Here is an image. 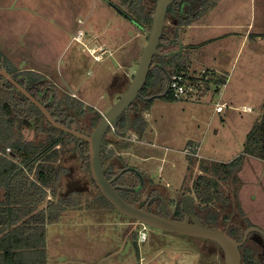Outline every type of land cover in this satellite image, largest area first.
Segmentation results:
<instances>
[{"label": "rangeland", "instance_id": "obj_1", "mask_svg": "<svg viewBox=\"0 0 264 264\" xmlns=\"http://www.w3.org/2000/svg\"><path fill=\"white\" fill-rule=\"evenodd\" d=\"M118 8V0H0V53L17 60V67L32 66L45 73L59 87L50 82L59 98L74 92L84 111L77 121L78 130L86 135L94 129L92 120L102 117L124 95L147 43L149 30L137 28ZM230 22L228 17L226 23ZM236 33L218 31L226 36L206 48V57L218 49L228 57L223 66L226 86H220L218 91L212 86L205 95L174 102L153 99L150 109L142 112L147 128L140 136L133 131L122 136L108 129L102 142L104 167L112 164L116 173L129 168L140 173L143 186L133 197L137 205L158 196L172 216L181 198L192 195L191 185L200 174V165L226 164L241 156L246 134L264 122V35L251 37L239 50ZM187 35L182 32L179 37L184 50L189 42ZM94 43L105 50V55L102 61L89 64L92 59L88 48ZM168 48L164 44L161 50ZM172 51H176L175 46ZM202 66L207 65H191L190 74L200 75L206 70ZM240 72H244V79L237 83ZM166 74L169 76L168 69ZM221 93V102L233 108L213 114ZM243 104H251L254 111H243ZM132 133L137 136L134 142L129 140ZM23 136L31 141L40 134L34 126ZM193 146L200 147L202 160L183 155L184 149ZM64 151L63 164L68 173L62 178L60 193H80L85 206L98 195L86 170L87 148L70 142ZM219 190L229 199L225 212L229 218L220 224L221 229L227 230V224H253L264 232L263 159L243 155L239 171L232 179L220 180ZM88 209L66 211L57 224L47 227L50 264H146L153 252L148 250L156 245L157 250L186 252L192 256L191 264H223L215 247L208 245L202 254H197L203 242L148 226H144L145 230L138 227L137 244L142 232L146 243H139L137 251L131 239L126 241L123 237L127 227L118 225L120 221L130 222L129 219L111 208ZM258 248L263 254L260 240Z\"/></svg>", "mask_w": 264, "mask_h": 264}, {"label": "trees", "instance_id": "obj_2", "mask_svg": "<svg viewBox=\"0 0 264 264\" xmlns=\"http://www.w3.org/2000/svg\"><path fill=\"white\" fill-rule=\"evenodd\" d=\"M157 1L118 0V11L126 15L137 28L150 30ZM218 2L219 0H177L168 7L157 54L153 57L146 82L140 91L143 98L165 92L167 69L170 78L180 76L183 80L202 81L189 76L190 58L183 51L173 54L178 52V44L175 41L178 39L177 27L184 28L199 22ZM171 25L176 27V31ZM172 31L173 34H170ZM164 44L169 50H161ZM172 46L176 47V51H172ZM0 68L38 102L46 104V109L53 119L63 125L69 119L78 121L84 115L83 105L79 100L68 95L59 98L56 89L46 77L28 70L18 71L1 53ZM203 82L205 89L213 82L216 91L223 84L222 78L215 80L214 73L211 79ZM162 99L176 101L169 93ZM151 104L152 100L144 102L137 99L128 111L119 117L114 132L123 136L128 127L129 131L142 135L147 128L142 112L149 110ZM89 111L92 112L91 109ZM100 118L97 116L93 119L91 126L95 128ZM34 126L40 136L37 140H25L23 133ZM70 142L77 147L80 145L87 148L85 142L48 125L40 111L0 76V264H48L47 225L57 224L66 211L90 207L95 210L113 209L97 189L98 195L85 206L82 205L80 193H60L62 178L68 173L63 164L64 149ZM7 148L10 149L8 154L5 153ZM103 154L101 146L102 167L105 162ZM243 155L264 160V122L257 123L246 134L241 156L226 164H213L209 167L200 165V174L192 182L190 189L196 202V216L199 222L222 230L235 239L240 236V227L227 224V230L220 228V224L229 218V214L225 213L229 208V199L219 190V181L233 178L234 173L241 168ZM85 160L86 170L89 172L88 154ZM109 168L111 175L103 172L107 179L116 173L112 164ZM122 180L123 177H120L119 181ZM89 181L95 188L90 175ZM118 194L127 203L144 209V203L137 205L133 198L137 193L120 191ZM173 215L174 219L182 217L180 204L174 208ZM135 237L136 241L137 235ZM259 239L264 245V240L261 237ZM241 264H264V256L257 257L256 249L246 248Z\"/></svg>", "mask_w": 264, "mask_h": 264}, {"label": "water", "instance_id": "obj_3", "mask_svg": "<svg viewBox=\"0 0 264 264\" xmlns=\"http://www.w3.org/2000/svg\"><path fill=\"white\" fill-rule=\"evenodd\" d=\"M175 1L177 0L157 1L152 15V23L148 32L147 43L142 52L137 71L131 83L127 87L124 95L103 114L89 135L82 134L77 130L75 119H69L65 125L60 121L53 119L46 109V104L38 102L1 68L0 76L9 82L31 105L35 106L40 111L48 125L87 144L89 175L91 181L101 196L116 212L130 221H133L134 225L148 226L165 234L187 236L194 239L210 241L216 244L221 250L223 254V264H241L239 248L245 242L251 231L257 232L264 240V232L260 229L255 227L246 229L242 241L238 243L231 239L222 230L205 226L199 222L196 216V202L192 195H184L180 200V208L184 215L183 220H176L168 217L164 202L161 203L160 215L154 214L146 209L131 205L124 201L118 194L116 187L112 186L111 181L108 180L103 173L101 146L108 129H116L119 117L127 112L137 99L147 102L168 95L171 80L169 76H167V87L163 94L143 98L140 95V91L146 82L153 57L157 54L167 9ZM128 131L129 129L127 127L125 133ZM127 171L132 172L137 176L139 185L136 188L124 190L137 192L143 186V179L137 170L129 168Z\"/></svg>", "mask_w": 264, "mask_h": 264}, {"label": "crops", "instance_id": "obj_4", "mask_svg": "<svg viewBox=\"0 0 264 264\" xmlns=\"http://www.w3.org/2000/svg\"><path fill=\"white\" fill-rule=\"evenodd\" d=\"M14 4V3H13ZM210 13V14H209ZM204 15L199 22L195 23L191 26H185L184 28L177 27V36L178 39H175L176 44H178V52L174 53H180L181 51L184 52L186 56L190 58V64L188 68V74L190 77H197L192 74H190V67L193 64H205L207 66H202L201 68H204L206 70H211L215 75V80L222 78L223 84L220 85L221 87L223 85L226 86L225 78H224V70L223 66L226 64V61H228V57L225 56L224 51L222 49L216 50L217 52L214 53L210 58L208 56L206 57V52L209 51V49H206L207 46L213 44L216 42V40L222 36H226V34H217L218 31H237L236 35L240 39L239 41V50L242 48L246 42L249 41L251 37H257V36H263L264 35V0H219L217 6ZM209 14V15H208ZM212 14V15H211ZM210 16V17H208ZM206 17V18H205ZM232 19V22L226 23L227 18ZM209 20V21H207ZM168 24V23H167ZM171 28L175 29V26H170ZM210 31H213V33H209ZM184 33L187 35V40H189L188 44L186 45V50H184L183 44L180 40L181 33ZM202 32V33H199ZM173 34V31L170 33ZM202 35H205L204 38H202ZM77 36H74L73 39H76ZM257 46L253 45V48H256ZM89 49V55L91 56L92 61H89L88 63L92 62H100L104 59L103 55H105V50L101 48L100 45L93 44ZM99 54L100 58L99 60H95L93 54ZM176 55V54H175ZM6 58V57H5ZM7 59V58H6ZM16 69L20 70H28L35 73H39L47 78L45 73L39 72V70H36L32 66H19L17 67L14 65V63L17 60H9ZM35 69V70H34ZM199 76V75H198ZM75 79V78H74ZM244 79V72H240V74L237 77V83H240ZM50 82H52L56 87H58L54 80L48 79ZM212 86H215L213 82H211L207 88L199 94V97L201 95H205L206 92H210L212 89ZM224 86V88H225ZM59 88V87H58ZM68 91V90H67ZM70 96L77 99V96L74 92H68ZM220 101L216 102L215 105H225V108H233V106H228L225 101L221 102L223 100V93L220 94ZM78 100V99H77ZM264 101V97L261 99ZM214 105V107H215ZM242 108L249 109L250 111H254V108L251 104H243L241 106ZM224 109L221 113H215L213 111V114H222L224 112ZM2 195V190L0 189V196ZM81 210H87L89 209H81ZM73 211V210H72ZM120 226H126L127 229L123 235L126 241H128V228L130 229L131 225H134V223L130 222H124L120 221L118 223ZM254 226L253 224H251ZM46 226V234H47V227ZM146 243V239L143 241ZM141 242V243H143ZM47 243V238H46ZM139 243L137 244L136 239V249L138 251ZM157 245L152 246L150 251H153L151 255L146 259V264H190V256H187V254L183 253L182 251L178 250H170V249H159L157 250ZM48 246L46 244V251H47V261L48 264H50L49 256H48ZM156 249V251H155ZM138 254V253H137ZM139 258V255H138ZM189 259V260H188ZM139 262V260H138ZM54 264H60L59 262H55ZM140 264V262H139Z\"/></svg>", "mask_w": 264, "mask_h": 264}, {"label": "flooded vegetation", "instance_id": "obj_5", "mask_svg": "<svg viewBox=\"0 0 264 264\" xmlns=\"http://www.w3.org/2000/svg\"><path fill=\"white\" fill-rule=\"evenodd\" d=\"M124 76L126 77V78H128V75H126V74H124ZM76 123H77V121H76ZM77 128H78V123H77ZM103 172L104 173H106L107 175H111V169L109 168V166L105 169V167L103 166ZM120 177H123V180H122V182H120L119 181V178ZM136 178H137V176L134 174V173H132V172H129V171H127V169H123V170H121L120 172H118V173H115L114 175H112V177H110V179H108V180H110L111 181V184H112V186H114V187H116V189H117V192L119 193L120 191H127V190H124V189H129V188H136V187H138V185H139V180H138V178H137V182H136ZM142 189V188H141ZM140 189V190H141ZM140 190H138L137 192H131V193H138ZM127 192H130V191H127ZM162 202H164L162 199H160L158 196H154V197H152L151 199H147L146 200V202H145V204H144V209H147V210H150V212H152V213H154V214H157V215H160V209H161V203ZM138 205H140V204H138ZM176 207V206H175ZM174 207V208H175ZM174 211V210H173ZM167 215H168V217H170V218H172V219H174V215H173V212H172V216L171 215H169L168 214V212H167ZM184 219V215H183V212H182V217L180 218V219H176V220H183ZM130 223H133V222H130ZM139 226H144V225H131V227H130V232H129V236H128V238H130L131 239V241H132V243H133V245H134V242H136L134 239H135V235H137V233H138V227ZM251 227H253L252 225H249V226H244V227H240V236L238 237V238H232V237H230L229 235V237L231 238V239H233V240H235L236 242H238V243H240L241 241H242V238H243V234H244V232H245V230L246 229H248V228H251ZM141 229H142V227H141ZM261 236L257 233V232H254V231H251L249 234H248V236H247V238H246V240H245V242L242 244V246L239 248V252H240V263L242 262V254H243V251H244V249H246V248H254V249H256L257 250V257H262V256H264V253L262 254V252H260L259 251V248H258V240H260L259 238H260ZM197 241H201L200 243H202L203 245L202 246H200V243H198L199 244V253H197V254H200V252H201V254H202V252H204L205 250H203L205 247H207L208 245L210 246H213V247H215L216 249H218L219 250V252H220V257L222 258V262H223V254H222V252H221V250L219 249V247L216 245V244H214V243H212V242H210V241H207V240H200V239H197ZM189 254H190V252L189 251H187ZM183 253H185L186 254V252H183ZM190 257H192L191 255H189ZM192 262H190V264H191Z\"/></svg>", "mask_w": 264, "mask_h": 264}, {"label": "built area", "instance_id": "obj_6", "mask_svg": "<svg viewBox=\"0 0 264 264\" xmlns=\"http://www.w3.org/2000/svg\"><path fill=\"white\" fill-rule=\"evenodd\" d=\"M95 60H99L100 55L99 54H93ZM213 72L211 70H202L201 74L197 77L193 78H198L201 79L202 81H189L188 79L183 80L180 76H173L171 77L170 80V85H169V94L171 95L172 98L175 100H180L182 98L189 99L190 97L194 96H199V94L205 90L204 88V82L207 81L208 79L212 78ZM225 105H215L214 111L215 113H221L222 110L224 109ZM243 111L249 112V109L243 108ZM130 141H136L137 136L135 134H131L129 136ZM10 149L7 148L5 150V153H9ZM183 155L186 157H189L191 159L200 161L202 160V155L200 153V147L199 146H193V147H188L182 151ZM143 230H145L144 226H141ZM141 229V230H142ZM142 236H140V242H143L145 240V236L143 232L141 233ZM142 237V239H141Z\"/></svg>", "mask_w": 264, "mask_h": 264}]
</instances>
